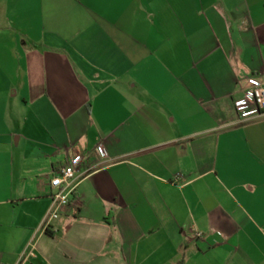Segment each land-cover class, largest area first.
<instances>
[{
    "label": "crops",
    "instance_id": "crops-1",
    "mask_svg": "<svg viewBox=\"0 0 264 264\" xmlns=\"http://www.w3.org/2000/svg\"><path fill=\"white\" fill-rule=\"evenodd\" d=\"M260 75L264 0H0V264H264Z\"/></svg>",
    "mask_w": 264,
    "mask_h": 264
},
{
    "label": "built area",
    "instance_id": "built-area-1",
    "mask_svg": "<svg viewBox=\"0 0 264 264\" xmlns=\"http://www.w3.org/2000/svg\"><path fill=\"white\" fill-rule=\"evenodd\" d=\"M248 86L243 91L242 97L235 102L236 111L243 122L258 121L264 118V75L247 77ZM99 154L107 156V151L103 145L97 147ZM84 156L80 153L71 156L69 162L52 172L51 186L53 192L50 195L53 206L46 218V227L57 219L60 215V208L70 203L75 196L81 173V165ZM198 238L203 237L201 231L196 232ZM33 245H30V251L24 253L17 264H24L27 257L31 254Z\"/></svg>",
    "mask_w": 264,
    "mask_h": 264
}]
</instances>
